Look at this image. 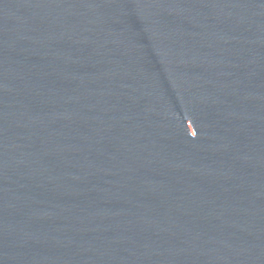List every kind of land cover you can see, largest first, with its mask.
<instances>
[{"label": "water", "instance_id": "water-1", "mask_svg": "<svg viewBox=\"0 0 264 264\" xmlns=\"http://www.w3.org/2000/svg\"><path fill=\"white\" fill-rule=\"evenodd\" d=\"M0 264H264V0H0Z\"/></svg>", "mask_w": 264, "mask_h": 264}]
</instances>
